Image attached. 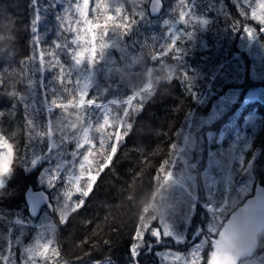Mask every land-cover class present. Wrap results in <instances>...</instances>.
Masks as SVG:
<instances>
[{
    "label": "trees",
    "instance_id": "16d2710c",
    "mask_svg": "<svg viewBox=\"0 0 264 264\" xmlns=\"http://www.w3.org/2000/svg\"><path fill=\"white\" fill-rule=\"evenodd\" d=\"M178 1L181 5L177 4L165 18L163 11L156 14L151 11L150 0H90L87 5L84 0H0V112L3 113L0 135L15 147L13 170L4 189H0V233L8 230L14 233L22 226L17 236L14 233V250L20 247L23 253L29 246L25 243L34 245L35 240L54 236V247L60 249L55 264H134V260L139 264H159L158 250H185L197 240L189 239L194 226L189 222L184 242H174L169 237L162 243L159 238L147 235L138 256L133 257L129 252L137 224L155 214L154 204L153 207L149 204L155 189L162 192L159 200L167 191L163 180L169 169L192 174L191 166L199 158L209 166L205 153L200 156L197 146L204 151L208 143L205 136L211 121L205 116L209 107L215 112L219 106L215 108L212 101H206L220 86L215 85L214 78L207 79L204 86L199 81L200 70L195 61L201 65L205 57L201 56L204 51L196 47L198 37L193 33L194 40L184 42L185 47L178 50L172 46L164 50L171 41L180 42L182 35H177V30L175 33L173 29L164 43L160 42L166 27L181 25L178 10L185 8L190 0ZM206 1L203 7L209 14L212 11ZM117 9L122 10L121 20L126 15L136 22L129 21L131 26L127 31L114 25L97 29L93 41L91 30H85L83 12L87 10L93 20H102L104 14ZM189 27L195 29L193 25ZM208 34L203 38L209 41ZM225 38L222 50L227 47ZM93 47L95 59L91 55ZM208 47L205 49H211L210 43ZM184 48L192 50L186 52ZM79 52L84 55L78 63ZM82 92L94 97L97 103L81 106ZM73 97L75 103L68 104ZM53 98L65 107L54 106L49 111L47 106ZM254 101H257L255 117L250 109L254 102H246L232 126L243 129L242 119L246 114H242L246 110H251L254 120L257 118L247 176L251 177L252 185L255 181L264 185L261 176L264 102ZM95 124L101 126L102 141L98 142L106 150L104 161L94 165L93 159L99 153L97 142L96 149L90 148L80 143L79 137L83 130ZM193 134L197 137L195 144L189 142ZM52 166L56 170L53 175L48 171ZM231 166L235 165L231 163ZM92 168L100 171L93 190L92 185L90 188L86 185L87 180L78 181L72 175L77 171L89 175ZM161 168L165 171L161 172ZM242 176L241 172L232 188L234 194ZM213 177L221 180L217 188L223 190V195L215 188L208 193L196 192L200 198L192 199L193 217L202 212L204 222L209 212L204 207L209 204L206 195L215 207L229 193L224 179L220 175ZM80 184L82 190L76 188ZM29 188L43 189L51 197L56 196L65 214L58 213L55 206L52 213L43 211L44 215L41 212L31 218L24 198ZM65 197L70 199L68 206ZM57 215L68 222L61 224L55 218ZM263 255L264 230L258 235L254 255L240 262L256 264V259Z\"/></svg>",
    "mask_w": 264,
    "mask_h": 264
},
{
    "label": "rangeland",
    "instance_id": "374dc122",
    "mask_svg": "<svg viewBox=\"0 0 264 264\" xmlns=\"http://www.w3.org/2000/svg\"><path fill=\"white\" fill-rule=\"evenodd\" d=\"M177 1L178 0H161L162 9L160 12L163 11L162 15L165 18L171 10L177 8L176 5L179 3V1ZM203 1L205 0H190L185 7L191 8V12L187 14V19L181 20V25L173 24L170 28L166 27L164 34L160 37V42L164 43L170 36V32L174 29V32L176 33L177 30V35H182L180 42L173 43V41H171L169 45L165 46L164 50L166 51L170 49L171 46L178 50L179 47H185V44H183L184 42L189 39H192V41L194 40L193 34L195 37L197 36L198 39L195 41V45L198 47L199 51H204L201 53V56L205 57L203 59L205 62H202L201 65L200 63L197 65V61H195V66L200 70L198 74L199 81H202V85L204 86L208 81L207 79L212 80L214 78L216 79L214 82L215 85L220 86V89L218 90L219 94L213 90L212 94L206 101V103L212 101V105L214 104L215 108L219 106V109L215 112L212 106L209 107L205 116L207 120L211 121V128L207 130L205 136L208 143L205 146L204 151L201 147L197 146L200 156L205 153L209 161V168L206 164L202 163L200 158L192 164V174L186 175L182 170L170 168L168 173H171V178L163 180L167 189L166 193H164L163 197L159 200L162 192L159 188L157 190L155 189L152 198L149 199V204H151L152 207L154 204V216H152V218H144L140 223L141 228L146 229L153 220H159L165 228H168L169 226L172 227L176 234L182 237V242H184V239L186 238V228L189 222H191L190 225L194 223L193 229L191 230V237H189V239L200 237L202 230H207L208 224L210 227L218 229L220 221L224 218L227 212L234 207L248 191H251L252 183L251 177L247 176V167L249 166L253 155V153L249 151L251 148V140L258 127V125L255 124L257 118H255V120L252 118L251 110H253L252 114L255 117V103L257 101H254V99H257L262 103L264 102V35H260L259 31H257L255 33L256 38L252 39L251 33L242 31L245 27H258L256 22L251 20L250 16V9L256 6L257 0H207L206 5H208L209 10L212 11L209 14L205 12ZM260 4L262 9H264V0H260ZM180 10L181 9H179L178 12H180ZM261 18V23H264V10L261 11ZM204 19H207L209 23H203ZM190 25H193L195 29H191V27H189ZM176 26H180L179 31ZM185 27H187L186 30ZM207 32H209L208 35L211 36V40L209 39L210 42L208 39L203 38L207 35ZM224 37H226L225 45L227 47H224L222 50L220 47L224 42ZM250 39L252 40L251 42H249ZM209 43L211 49L206 50L205 48H209ZM228 46L230 48H228ZM183 50L190 52L192 49L184 48ZM207 58L210 60L207 61ZM222 59L227 60L221 63ZM224 77L226 81H223ZM87 82L88 80L82 87V91L87 85ZM227 83H229V87L226 86ZM246 102H254L255 105L250 108L251 110H246L243 114L241 113L242 116L246 115L242 119L243 129L240 130L239 128L232 126L234 124L233 120H235L239 111L242 112ZM53 107L52 104H48L47 106L49 111L54 110ZM216 116H218V120H216ZM93 127L90 126L88 130H83L80 134L79 141L80 143L88 144L90 148L95 149L97 142L99 153L93 159L95 165L96 162L104 161L103 152L106 148L103 145L100 146L98 142L102 141L101 135L103 133L101 126L95 124ZM90 134H92L91 138H89ZM108 136H110V134ZM196 139L197 137L193 134V136L190 137L189 142L195 144ZM193 144H190L191 148H194ZM114 152L115 150L112 149V153ZM246 155H249L247 159ZM12 159L13 153L0 144V180L7 182L10 178V175L5 174V168L8 167L13 170ZM182 161L184 160L182 159ZM231 163L235 166L232 167ZM101 166L103 165H100V167ZM51 171L52 175L55 174L56 170L53 166ZM90 171L91 174L89 175L82 174L83 172L78 171L72 173V175L74 174L73 178L75 180H87L88 184L86 185L90 188L100 173L97 169ZM241 172L243 173L242 183L237 185V192L234 194L232 188L237 183V178L240 176ZM93 173L95 174L94 176L92 175ZM218 175H220V178L222 177L224 179L226 189L229 191L222 200H218V205H222L226 201L228 207L225 214L221 215L219 213H213L209 204H205L204 207H206L209 212L207 213V220L204 222V213L202 212L198 217H193L195 203L192 199L194 197L200 198V196H197L198 192L208 193L209 191L215 190L221 180H217V178L215 179L213 176ZM3 187L4 186L0 184V189ZM82 187V184L76 186L78 190H82ZM30 190L35 191L43 189L29 188L26 192H29ZM154 195L156 196V201ZM55 198L57 197L50 196L49 207L47 204L44 205L43 203V208H41L42 212L46 211L47 213H52L56 206L58 213L64 215L65 209L61 206L63 204ZM69 200L67 197L64 198L67 206L70 204ZM79 202L80 201L74 202V204H78ZM46 208L48 210H46ZM67 209L68 208L66 207V211ZM44 214L45 212H43V215ZM213 214H215L217 218L210 221L209 218ZM133 218L134 214L132 212L131 219L133 220ZM15 221L17 220L15 219ZM21 231L22 226H18L14 232L16 235L11 230L6 231L5 233H0V252L7 249L9 244L12 246L14 235L17 236ZM188 249L189 248L187 247V249H182L179 252L184 254ZM170 251L178 250L163 248L158 250L157 253H160L162 257ZM260 259H264V255L262 257L260 256L256 261ZM242 263L243 262H240V264ZM159 264H180V262H173L172 258L169 257L167 261L160 258ZM244 264H252V262Z\"/></svg>",
    "mask_w": 264,
    "mask_h": 264
},
{
    "label": "snow or ice",
    "instance_id": "6c2138e0",
    "mask_svg": "<svg viewBox=\"0 0 264 264\" xmlns=\"http://www.w3.org/2000/svg\"><path fill=\"white\" fill-rule=\"evenodd\" d=\"M90 0H84L85 5H87ZM264 10L261 7L260 0H257V4L255 7L250 9V16L253 22H256L258 27H245L242 31L248 32L252 34V39H255V33L259 31L260 35H264V23H261V11ZM191 12V8H182L180 10V19L186 20L187 14ZM122 10L117 9L114 13L109 11L104 14L103 19L93 20L89 18L87 10L83 12V19L85 21V30H91L90 35L93 41L96 38L97 29H107L109 26H116L127 31L131 24H134L136 21L131 17L124 15L121 20ZM131 21V24L129 23ZM167 23V21H165ZM203 23L207 24L209 21L207 19L203 20ZM38 39V38H37ZM252 40L250 39L249 42ZM84 55L83 52L77 53V62L79 63V57ZM92 58H96V48L93 47L91 49ZM61 74L63 75V70L61 69ZM61 75V78H62ZM191 87V84H189ZM80 100L79 104L83 106L85 103L92 105L96 104V99L89 98V94L87 92H82L79 94ZM68 104L75 103V97L72 100L67 102ZM52 105L57 108L65 107V104L57 101L55 98L52 99ZM143 105L141 106V109ZM0 115H3L0 112ZM0 144H2L5 148H7L13 154L15 153L14 145L9 141V139L3 135H0ZM171 147H175L174 145ZM114 159V156H113ZM110 163V162H109ZM107 167V166H106ZM11 168H5V174L11 175ZM51 171V169H48ZM165 170L161 168V172ZM62 175V174H61ZM95 175L94 173L92 174ZM262 178H264V172H261ZM171 178V173H166L164 176L165 180ZM98 179V178H97ZM0 184L5 187L6 182L4 180H0ZM55 187V184L52 185ZM3 187V189H4ZM95 184H92V190L94 189ZM87 190L86 188L84 189ZM217 192L220 195H223V190L219 187L217 188ZM82 194V193H81ZM91 192H89V195ZM207 202L209 203L210 209L213 210V213H219L221 215L225 214L226 209L228 207L227 202L222 205H217L213 207L212 200L209 196H207ZM257 201H260L259 195L257 196ZM256 202H249L245 208L241 209V212L226 225L223 226V232H220L218 229H214L207 225V230H202V234L200 237H197L196 241H193L192 246L184 253L181 254L179 251H170L166 255L161 257V254L158 253V256L167 261L169 257L172 258L173 262H180V264H213L217 255L221 252H224L225 255H228L227 248L225 247L230 240L242 232L245 228L248 227L249 221L251 219V213L255 211ZM82 207V205H81ZM264 208V204L261 205ZM79 211V208L76 209ZM217 216L215 214L211 215L209 220L216 219ZM56 220L60 221L61 224H66L68 219L61 220L60 216H56ZM156 225V226H154ZM51 227V225H49ZM147 235H151L154 238H159V240L163 243L167 238L172 237L174 242H182V237L178 236L172 227L165 228V226L159 220H153L146 229L141 230V226L139 223L136 226V230L133 234V240L129 244V252L133 257L139 255V250L144 244V238ZM219 236V239H217ZM33 240V239H32ZM31 240V241H32ZM56 243L54 236L50 239H38L34 241V245H30L29 242L24 245H29L24 252H21V248L18 247V250H14L11 244L7 247V249L0 252V264H9V261H14V264H55V262L60 257V249L58 247H54ZM19 245V240L17 241ZM134 264H139L138 260H134ZM228 264H239V261L236 257L228 256ZM256 264H264V259H260L256 261Z\"/></svg>",
    "mask_w": 264,
    "mask_h": 264
},
{
    "label": "water",
    "instance_id": "95a60500",
    "mask_svg": "<svg viewBox=\"0 0 264 264\" xmlns=\"http://www.w3.org/2000/svg\"><path fill=\"white\" fill-rule=\"evenodd\" d=\"M150 5L152 6V11L155 13L159 12L162 7L160 0H151ZM258 195L260 197V201H257ZM26 199L29 202L30 214L35 215L39 212L42 202L48 200V195L42 190H37L27 192ZM252 201H255L256 205L255 211L251 213V219L248 227L230 240V242L225 246L227 248L228 255L226 256L224 252H221L215 258L214 264H228V256L236 257L238 261H240L241 259L251 257L257 250L258 235L264 230V208L261 207V205L264 204L263 184L258 181L254 183L251 194L229 213L223 223V226H226L236 214L238 215L241 212V209L245 208L249 205V202ZM223 226L219 230L220 232H223ZM217 239H219V236H217ZM241 239L244 240L243 243H239Z\"/></svg>",
    "mask_w": 264,
    "mask_h": 264
},
{
    "label": "clouds",
    "instance_id": "9594fccd",
    "mask_svg": "<svg viewBox=\"0 0 264 264\" xmlns=\"http://www.w3.org/2000/svg\"><path fill=\"white\" fill-rule=\"evenodd\" d=\"M244 242V240L243 239H241L240 241H239V243H243Z\"/></svg>",
    "mask_w": 264,
    "mask_h": 264
},
{
    "label": "bare ground",
    "instance_id": "6f19581e",
    "mask_svg": "<svg viewBox=\"0 0 264 264\" xmlns=\"http://www.w3.org/2000/svg\"><path fill=\"white\" fill-rule=\"evenodd\" d=\"M151 9H152V6H151ZM238 213V212H237ZM237 215V214H236ZM236 215L234 217H236ZM233 219V218H232Z\"/></svg>",
    "mask_w": 264,
    "mask_h": 264
}]
</instances>
